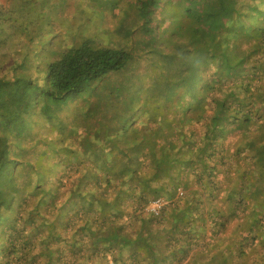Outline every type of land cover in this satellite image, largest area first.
Instances as JSON below:
<instances>
[{
	"label": "trees",
	"instance_id": "16d2710c",
	"mask_svg": "<svg viewBox=\"0 0 264 264\" xmlns=\"http://www.w3.org/2000/svg\"><path fill=\"white\" fill-rule=\"evenodd\" d=\"M162 1L139 0L145 24ZM171 4L172 34L187 42L146 90L125 70L133 48L87 41L41 66L10 35L19 57L0 77V264H264V0ZM15 12L0 6V36L27 29L10 23ZM108 75L105 96L91 83ZM74 99L80 121L46 122L50 137L32 132L21 149L33 100ZM120 104L132 120H109ZM38 140L43 164L18 188L29 162L18 150L28 156Z\"/></svg>",
	"mask_w": 264,
	"mask_h": 264
},
{
	"label": "rangeland",
	"instance_id": "374dc122",
	"mask_svg": "<svg viewBox=\"0 0 264 264\" xmlns=\"http://www.w3.org/2000/svg\"><path fill=\"white\" fill-rule=\"evenodd\" d=\"M163 2L165 1H162L158 6L156 4L150 8L148 12L150 22L146 20L147 24H145V21L140 16V11L137 10L139 0H0V6L3 7L4 12L10 9L16 11L12 14L11 24L27 25V29L20 28V32L17 35L12 31V25H9L0 36V77H7L10 74L9 72L1 73L3 64H11L12 61L14 63L19 57H12L11 49H14V44L23 47L25 55L31 50L32 52L29 54L30 60H35L40 62L41 66H45L48 61L57 57L55 53L89 41L99 48H133L134 59L128 63L125 70L135 67L137 71L134 79H140L139 82H142V89L146 90L151 83V79L164 74L163 68L168 64L167 55L170 54V51L175 46L187 42V36L178 38L172 34L173 26H170V23L172 21V11L174 10L171 2H174V0H169L166 5ZM130 32L134 36L128 38L127 36H129ZM10 35L15 37L12 40L14 44L10 41ZM1 40H6L8 43L4 45ZM4 52L7 53V56H4ZM154 58H156L155 63H151ZM135 68H133L134 71L136 70ZM121 73H125V71ZM116 79V77L108 75L104 78V82L103 80L92 82L91 87H99V92L108 96L110 90L115 87ZM89 85L90 82L86 86L88 87L87 93L91 90ZM103 87L105 88L103 89ZM138 87L141 88L140 86ZM27 92L22 89L18 91V94L24 93L22 97L25 96L27 98ZM16 94L17 92L14 95L11 93V96L17 101ZM34 94H36L35 91ZM143 95L145 94L143 93ZM94 99L99 98L95 96ZM29 100L31 99L27 101L29 102ZM70 101L61 105L48 103L47 106H44L43 102L38 101L35 104L33 100L32 110L23 111V120H27L30 129L33 131H30V129L25 130L23 134L25 139L22 140L21 149L29 146L26 141L32 132L35 134L40 132L42 136L50 137L49 132L51 129L47 127L48 124L46 122L50 123L52 127L62 125L65 122L69 126H74L68 121L77 118L75 113L79 109L78 107L82 106V100L74 99ZM28 105L30 106V102ZM123 107L124 105L120 104V109L115 112L112 111L109 120L111 121L112 119L115 122L123 119L125 121L128 119L129 121L132 120L134 108L132 109L131 107L130 109L132 110L127 113L128 110L122 111ZM113 108L114 106L111 107V109ZM80 119L81 117L75 121H80ZM94 119L97 122L93 119L91 121L99 125L97 116ZM54 122L56 124H53ZM80 123L77 122L75 125L78 126ZM62 127H64V131L70 130L66 125ZM14 142L15 140H13ZM36 142L32 148H29L31 152L28 156L24 151L18 150L20 156L24 157L23 160H29V162H25L27 164L18 169V172L24 171L21 182H18V188L24 186L32 168L31 165L43 164V160L40 161V156H44L45 147L41 144L42 141L38 140ZM15 150L12 147V152ZM63 155L71 157L72 152L66 151ZM50 158L55 159L56 157L51 156ZM11 189L14 192L17 190V186L12 185ZM19 195L16 196L17 201Z\"/></svg>",
	"mask_w": 264,
	"mask_h": 264
},
{
	"label": "built area",
	"instance_id": "2783aa9c",
	"mask_svg": "<svg viewBox=\"0 0 264 264\" xmlns=\"http://www.w3.org/2000/svg\"><path fill=\"white\" fill-rule=\"evenodd\" d=\"M164 208L165 201H163V198L159 197L151 200V203L148 207V211L155 216H161L164 211Z\"/></svg>",
	"mask_w": 264,
	"mask_h": 264
}]
</instances>
